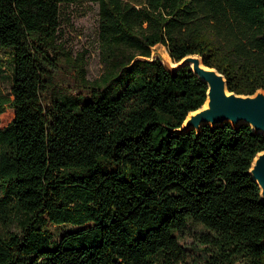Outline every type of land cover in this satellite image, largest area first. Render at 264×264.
Wrapping results in <instances>:
<instances>
[{"label": "trees", "instance_id": "obj_1", "mask_svg": "<svg viewBox=\"0 0 264 264\" xmlns=\"http://www.w3.org/2000/svg\"><path fill=\"white\" fill-rule=\"evenodd\" d=\"M84 2L98 5L104 70L93 81L84 55L57 43L62 7ZM157 44L174 63L200 55L236 94L264 89V0H0L12 63L0 120L13 111L0 126V264H173L183 236L191 264H264L249 173L264 134L178 132L206 84L188 65L149 60ZM66 224L78 228L56 239L49 227Z\"/></svg>", "mask_w": 264, "mask_h": 264}, {"label": "water", "instance_id": "obj_2", "mask_svg": "<svg viewBox=\"0 0 264 264\" xmlns=\"http://www.w3.org/2000/svg\"><path fill=\"white\" fill-rule=\"evenodd\" d=\"M157 45L152 47L149 60L158 58L171 73L188 65L191 71L206 84L205 102L200 108L187 114L181 127L177 129L178 132L199 131L205 125L215 127L229 123L233 127L245 124L250 126L253 132L264 134V89H258L248 95L236 94L227 88L224 75L216 68L205 65L200 55L189 54L174 63L167 49L165 59L155 54L154 49ZM249 173L257 183L261 199L264 201V150L253 158Z\"/></svg>", "mask_w": 264, "mask_h": 264}, {"label": "rangeland", "instance_id": "obj_3", "mask_svg": "<svg viewBox=\"0 0 264 264\" xmlns=\"http://www.w3.org/2000/svg\"><path fill=\"white\" fill-rule=\"evenodd\" d=\"M217 40L224 44L226 50L230 48L228 36L224 31L218 35ZM57 43L62 44L63 49L69 52L73 58L79 54L84 55L86 78L89 81L99 78L103 73L104 64L100 53L98 5L92 2H84L63 6ZM154 52L162 59L167 58L166 48L162 45H157ZM11 68L12 63L9 53L5 50H0V89L6 95L10 92ZM69 71L67 66L63 67L64 75L68 76ZM12 117L13 111L8 108L1 115L0 126L4 127L7 125ZM6 215H9L11 220L7 224L8 229L17 231L14 211L8 209ZM49 228L54 237L59 239L65 232L75 230L78 227L66 224L62 226L51 225ZM190 242L191 239L188 236H183L180 239L182 248L178 254L173 255L171 253L173 264H191L192 255L188 253Z\"/></svg>", "mask_w": 264, "mask_h": 264}]
</instances>
